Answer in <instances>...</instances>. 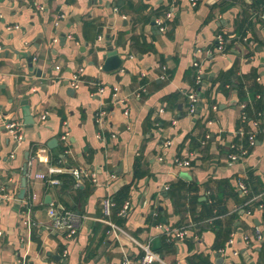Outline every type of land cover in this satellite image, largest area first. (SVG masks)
I'll return each mask as SVG.
<instances>
[{
    "label": "crops",
    "instance_id": "crops-1",
    "mask_svg": "<svg viewBox=\"0 0 264 264\" xmlns=\"http://www.w3.org/2000/svg\"><path fill=\"white\" fill-rule=\"evenodd\" d=\"M252 3L0 0V264H122L147 243L168 264H264L256 236H264V201L246 205L263 197L249 199L264 185L262 119L250 124L257 140L248 154L228 157L231 145L244 146L236 84L264 85V21ZM109 47L123 59L115 72L102 69ZM193 92L198 116L189 113ZM49 167L87 175L63 190L48 184ZM131 184L128 215L115 216L113 205L107 216L105 200ZM51 204L78 216L74 240L53 228Z\"/></svg>",
    "mask_w": 264,
    "mask_h": 264
},
{
    "label": "built area",
    "instance_id": "built-area-1",
    "mask_svg": "<svg viewBox=\"0 0 264 264\" xmlns=\"http://www.w3.org/2000/svg\"><path fill=\"white\" fill-rule=\"evenodd\" d=\"M204 0H190L191 5L193 7L198 6L199 4H201ZM172 17V12H168L167 13V18H171ZM261 18L264 21V5L261 8ZM59 19H61V17H59ZM58 25V23H56ZM217 43H218V48L220 50H223L225 47V38L222 34H218L217 35ZM196 68H197V77H196V81L197 84L201 85L203 82V77L202 75V70L198 67V65L196 64ZM79 76L75 75L72 79V84L74 86H77L78 82H79ZM190 99V107H189V113L190 115H195L198 110V104L200 102V95L197 93H192L189 97ZM246 108V104H241V117L240 119L242 121H246L247 120V115L244 112ZM126 116L129 115V111L126 109V112L124 113ZM255 126H257V122H255ZM6 128L9 130V132H11L15 138L17 139V141L20 143L23 140V136L21 133H19L18 131V124L16 122H10L9 124H7ZM240 135L244 136V130L241 129ZM66 139V138H64ZM256 140H257V135L255 132L250 131L249 135H248V141L247 144L249 146V148H253L256 144ZM248 154V149L247 146H241V145H236L233 144L230 146V152H229V159L231 161H239L242 160L246 155ZM33 161V160H32ZM31 162V161H30ZM29 162V163H30ZM176 165L179 168H190L191 164L189 161H180L179 159L176 160ZM64 173L62 169L58 168V167H49V177L47 178V175H40V178H47L49 181L50 185L53 186H60L61 185V181L60 179L56 178V175L62 174ZM69 173H71L73 176H75L76 179H81L83 177L84 174H86L84 171L79 170V169H73L72 171H69ZM87 175V174H86ZM240 189L242 192L247 193L248 189L247 186L244 183H240ZM14 196H10L8 195L7 198L9 200H13ZM36 197L34 196L33 199H35ZM130 200L126 201L121 212L120 215H122L123 217H126L128 215V212L130 210ZM114 205L113 200L112 199H106L104 202V207H105V214L107 216L111 215V209L112 206ZM48 215L54 220L53 222V228L60 233H63L67 239L69 240H74L77 236V232H78V216L73 213L70 210H67L65 207L63 206H55L53 204H51L49 210H48ZM112 226L116 229V230H121L118 226L113 225ZM186 233V231H178L176 233L177 237H183L184 234ZM2 232L0 230V237L2 236ZM257 240L259 242H262L264 239V236L262 235V233L258 232L257 233ZM250 239L249 236H245V240L248 241ZM232 243V242H231ZM141 247V256L137 259L136 262H133V260H131L130 257L125 256L123 263L122 264H155V263H160V264H168L165 262V260L163 259V257L156 252L151 243H147V244H140L139 245Z\"/></svg>",
    "mask_w": 264,
    "mask_h": 264
},
{
    "label": "trees",
    "instance_id": "trees-1",
    "mask_svg": "<svg viewBox=\"0 0 264 264\" xmlns=\"http://www.w3.org/2000/svg\"><path fill=\"white\" fill-rule=\"evenodd\" d=\"M252 7L253 10L258 12L259 10L261 11L262 6L264 5V0H252ZM218 46V43H216ZM197 72V71H196ZM231 75H225L224 78L229 79L230 81V87L234 84L233 80L231 79ZM195 81H196V75H195ZM221 82H223L221 80ZM222 85H224V83H222ZM236 87H238L240 89V103L241 104H246V108L244 110V112L247 115V120L246 121H239V128L244 130V136H243V141H244V146H247L248 151L250 150L247 141H248V135L251 131V127L250 124L252 121L256 120V119H262L263 123L262 126H264V85H261L259 83H256L254 86L250 87L248 90H246L244 88V83H237ZM197 92H199L200 94V86L197 85ZM198 104V110L197 113L195 114V116L200 115L198 112H200V108H199ZM236 141V140H235ZM62 162V158L60 155H54V157L52 158V164H61ZM143 173H141L139 171L138 168L135 169V178L140 179L142 178ZM56 178L60 179L61 181V189H67L69 187H71V185H75L76 184V178L75 176H73L72 174H59L55 176ZM253 176H250L249 180H252ZM47 182L49 184V181L47 179ZM250 182L251 181H247L246 182V186L250 187ZM50 185V184H49ZM51 186V185H50ZM133 185H126L124 186L114 197L113 199V203L116 209V213L114 214L115 216L117 215V213L119 212V210H122L124 204L126 201L129 200L130 198V193L132 190ZM252 194H250L249 199L251 201V199L257 196H263L262 199H260L259 201L256 202H252V203H247V209L250 208V205H254V206H259V204L263 203V199H264V185H259L258 187H256L255 189H253V191H251ZM174 195V191L171 192V196ZM249 199L247 201H249ZM216 205L214 206V208H217V202L215 203ZM211 208V209H214ZM219 209V207H218ZM121 212V211H120ZM149 225H152V222H148ZM219 226V228L222 230L221 224H217Z\"/></svg>",
    "mask_w": 264,
    "mask_h": 264
},
{
    "label": "water",
    "instance_id": "water-1",
    "mask_svg": "<svg viewBox=\"0 0 264 264\" xmlns=\"http://www.w3.org/2000/svg\"><path fill=\"white\" fill-rule=\"evenodd\" d=\"M104 65L102 69L106 72H115L119 70L123 65V59L120 57L118 51L114 50L113 47H109L106 54L103 56ZM33 58H30L29 61L32 62ZM199 113V112H198ZM26 114V122L28 124L33 123V119L31 117L29 109H25ZM52 143L56 144L57 139H53ZM51 145V144H50ZM30 159L29 153L25 154V163L23 167V177L21 180V190L19 193L18 198L20 200L25 199L26 192H27V173H28V161ZM50 200V197L48 198ZM159 241V240H158Z\"/></svg>",
    "mask_w": 264,
    "mask_h": 264
}]
</instances>
